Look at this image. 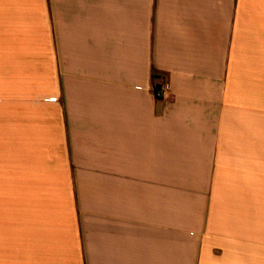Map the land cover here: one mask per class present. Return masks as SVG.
<instances>
[{
  "label": "crops",
  "instance_id": "crops-1",
  "mask_svg": "<svg viewBox=\"0 0 264 264\" xmlns=\"http://www.w3.org/2000/svg\"><path fill=\"white\" fill-rule=\"evenodd\" d=\"M41 2L40 75L20 81L39 86L15 87L40 102L0 123V264H264V220L241 215L264 196L258 15Z\"/></svg>",
  "mask_w": 264,
  "mask_h": 264
},
{
  "label": "rangeland",
  "instance_id": "rangeland-1",
  "mask_svg": "<svg viewBox=\"0 0 264 264\" xmlns=\"http://www.w3.org/2000/svg\"><path fill=\"white\" fill-rule=\"evenodd\" d=\"M42 6L44 4L41 0H0V123L2 135L7 134L9 125L16 121L21 122L20 124L25 123L26 109L36 107L40 102L38 94L32 95L30 90L28 96L22 97L19 93L16 94L15 87L27 85L32 89L39 86L20 81H31L35 75L36 77L40 75V61L43 56ZM242 11L256 13L258 15L257 24L264 25V20L261 19L264 15V0H242ZM21 71H27L29 75H33L24 79L22 78L24 74H19ZM261 85L264 87V82ZM27 116L30 117V114ZM258 176L263 177L264 172L261 170ZM254 198L256 199V210L242 211V219L251 220L252 214L256 213L257 223L261 225V221L264 220L263 211H261L264 208V196L251 197V199ZM244 207L243 204L242 208Z\"/></svg>",
  "mask_w": 264,
  "mask_h": 264
},
{
  "label": "built area",
  "instance_id": "built-area-1",
  "mask_svg": "<svg viewBox=\"0 0 264 264\" xmlns=\"http://www.w3.org/2000/svg\"><path fill=\"white\" fill-rule=\"evenodd\" d=\"M161 92H162V90H160V89H157V90H156V95H160V94H161Z\"/></svg>",
  "mask_w": 264,
  "mask_h": 264
},
{
  "label": "trees",
  "instance_id": "trees-1",
  "mask_svg": "<svg viewBox=\"0 0 264 264\" xmlns=\"http://www.w3.org/2000/svg\"><path fill=\"white\" fill-rule=\"evenodd\" d=\"M157 89H158V87L155 88V90H157Z\"/></svg>",
  "mask_w": 264,
  "mask_h": 264
}]
</instances>
